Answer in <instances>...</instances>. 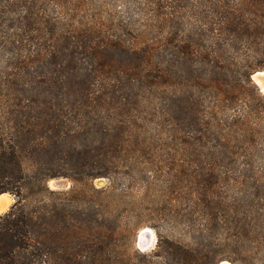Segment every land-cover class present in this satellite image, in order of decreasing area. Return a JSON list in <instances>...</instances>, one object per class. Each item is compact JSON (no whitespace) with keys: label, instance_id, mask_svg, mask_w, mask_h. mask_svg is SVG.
<instances>
[{"label":"trees","instance_id":"trees-1","mask_svg":"<svg viewBox=\"0 0 264 264\" xmlns=\"http://www.w3.org/2000/svg\"><path fill=\"white\" fill-rule=\"evenodd\" d=\"M52 2L34 13L37 27L0 38V195L16 197L0 213V264H203L183 239L194 237L197 212L202 231L237 214L264 254V94L252 78L264 70V0H202L195 23L153 43L97 39ZM154 131L165 145L204 152L209 166L204 202L185 204L175 190L157 209L153 224L169 235L150 255L128 242L148 221L122 218L128 190L150 176L143 160L162 150ZM55 178L87 188L58 191ZM230 183L241 187L237 202L208 201Z\"/></svg>","mask_w":264,"mask_h":264},{"label":"rangeland","instance_id":"rangeland-1","mask_svg":"<svg viewBox=\"0 0 264 264\" xmlns=\"http://www.w3.org/2000/svg\"><path fill=\"white\" fill-rule=\"evenodd\" d=\"M43 2L44 0H0V38L6 42L14 33L26 34L27 29L37 27L33 15L44 6ZM51 6L57 9L56 11H60L63 20L68 24L93 26L97 39L98 35H101L109 36L113 41H122L123 36L128 41L140 43L166 41L169 32L183 25L189 26L195 23L196 16L204 9L202 0H53ZM182 21L186 23L183 24ZM138 36L141 38L137 39ZM2 40H0L1 44H3ZM260 72L264 70L256 72L258 75L255 74L252 78L264 94V83L259 80L260 77L264 78V75ZM155 135L158 139L156 132ZM159 141L161 138L158 140V145L162 147L161 152L151 159H142L149 160L146 163L149 166L150 176H144L133 184L124 202V205L129 203L127 207L131 210L128 215H131L127 217L124 215L123 222L148 221V224L139 226L135 234L128 239L133 253L138 250L142 254L153 255L157 250L160 235L164 237L169 235L166 228L156 227L153 223L159 219L157 209L169 203L170 192L183 191L184 199L181 202L188 205L204 202L200 199L197 201V198L201 197L198 192L201 191L199 180L204 177L209 166L205 153L194 148L184 152L181 146L179 149L177 143L171 142L165 145ZM260 165L263 167L264 164ZM182 174L187 180L168 186L171 179ZM231 174L234 175L235 172ZM145 180L153 183V189L149 193L146 191ZM125 182L121 178L119 185L123 188ZM110 184L108 178H97L93 181V185L97 188L108 187ZM230 184L223 189H215L207 197L208 201L229 198L237 202L242 196L241 187ZM74 185L79 189L86 187L67 178H55L49 181V186L58 191H68ZM5 194L10 197V202L3 212H6L16 201L13 194ZM140 205L144 206L143 209L139 208ZM258 211L264 213V204ZM239 212L246 219L249 209L245 212L244 208H241ZM191 217L196 225L195 230H192L194 237L187 236L183 239L187 242L193 241L194 247L197 248V256L203 259V264H264V254L257 248L252 235L247 229L241 233L237 214L236 219L230 218L225 226L213 224L203 231L201 228L205 221L204 216L197 212ZM177 235L180 236L176 233ZM139 256L143 258L142 255Z\"/></svg>","mask_w":264,"mask_h":264},{"label":"bare ground","instance_id":"bare-ground-1","mask_svg":"<svg viewBox=\"0 0 264 264\" xmlns=\"http://www.w3.org/2000/svg\"><path fill=\"white\" fill-rule=\"evenodd\" d=\"M260 73L264 75V72H260ZM256 75H258V73H256ZM7 195L8 194H5V193L0 195V212H3L5 208L7 207L8 203L10 202V197Z\"/></svg>","mask_w":264,"mask_h":264},{"label":"water","instance_id":"water-1","mask_svg":"<svg viewBox=\"0 0 264 264\" xmlns=\"http://www.w3.org/2000/svg\"><path fill=\"white\" fill-rule=\"evenodd\" d=\"M262 83H264V78L263 77H260L259 79Z\"/></svg>","mask_w":264,"mask_h":264}]
</instances>
